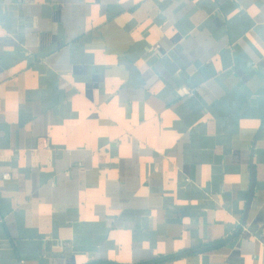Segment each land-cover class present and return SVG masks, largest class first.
Instances as JSON below:
<instances>
[{"label":"crops","instance_id":"crops-1","mask_svg":"<svg viewBox=\"0 0 264 264\" xmlns=\"http://www.w3.org/2000/svg\"><path fill=\"white\" fill-rule=\"evenodd\" d=\"M1 172L0 264H264V0H0Z\"/></svg>","mask_w":264,"mask_h":264},{"label":"built area","instance_id":"built-area-1","mask_svg":"<svg viewBox=\"0 0 264 264\" xmlns=\"http://www.w3.org/2000/svg\"><path fill=\"white\" fill-rule=\"evenodd\" d=\"M11 177V174H10V172H1L0 173V180L1 179H8V178H10ZM22 262H23V260H21Z\"/></svg>","mask_w":264,"mask_h":264},{"label":"water","instance_id":"water-1","mask_svg":"<svg viewBox=\"0 0 264 264\" xmlns=\"http://www.w3.org/2000/svg\"><path fill=\"white\" fill-rule=\"evenodd\" d=\"M253 191H254V190H253V188H252V189H251V194H250V195H251V196H250V200H251V198H252Z\"/></svg>","mask_w":264,"mask_h":264}]
</instances>
